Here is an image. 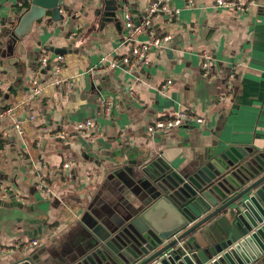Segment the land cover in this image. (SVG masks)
I'll use <instances>...</instances> for the list:
<instances>
[{
	"label": "crops",
	"instance_id": "crops-1",
	"mask_svg": "<svg viewBox=\"0 0 264 264\" xmlns=\"http://www.w3.org/2000/svg\"><path fill=\"white\" fill-rule=\"evenodd\" d=\"M68 1L78 8L83 0ZM150 2L127 0L125 12L140 22ZM11 4L0 11V114L5 113L0 120V188L12 186L25 200L0 198L1 245L39 239L27 255L63 264L97 243L93 232L103 235L99 212L129 196L139 199L127 194L125 181L136 183L145 162L162 157L179 165L229 144L264 147V0L245 13L219 7L216 0H169L168 8L179 9V18L160 12L153 29L157 36L172 39L154 47L149 62L138 70L121 65L101 73L94 70L130 54L136 44L127 39L124 14L120 24L107 22L90 34L80 22L74 31L60 28L58 22H37L14 45L1 20L13 14ZM137 39L150 36L143 33ZM50 46L67 50L63 60L53 58L52 68L42 72V91L35 93L31 78L43 51L53 54ZM205 49L215 58L218 78L213 82L202 76L200 53ZM232 73L229 91L225 78ZM58 82L70 83L69 93L60 92ZM101 94L116 99L110 116L98 107ZM181 110L196 113L204 123L156 135L147 131L149 124ZM87 118L94 123L93 141L73 129ZM17 121H22L23 134L15 127ZM45 126L55 133L40 131ZM65 129L67 136L57 133ZM66 161L70 167L55 173L44 193L40 176ZM113 170L124 174L114 175ZM221 222L212 219L197 231L201 244L223 238ZM27 255L0 253V263Z\"/></svg>",
	"mask_w": 264,
	"mask_h": 264
},
{
	"label": "water",
	"instance_id": "water-1",
	"mask_svg": "<svg viewBox=\"0 0 264 264\" xmlns=\"http://www.w3.org/2000/svg\"><path fill=\"white\" fill-rule=\"evenodd\" d=\"M126 2L83 0L76 8L68 0H0V11L12 3L13 14L1 20L15 45L37 22H58L71 31L80 22L87 34L107 22L120 24ZM50 50L52 60L67 49ZM139 175L136 183L125 181L127 194L139 199L129 196L99 212L103 235L93 232L97 243L63 264H264V147L224 145L179 165L156 157L141 165ZM218 217L223 238L201 244L197 231ZM37 258L7 264H62Z\"/></svg>",
	"mask_w": 264,
	"mask_h": 264
},
{
	"label": "built area",
	"instance_id": "built-area-1",
	"mask_svg": "<svg viewBox=\"0 0 264 264\" xmlns=\"http://www.w3.org/2000/svg\"><path fill=\"white\" fill-rule=\"evenodd\" d=\"M169 0H151L148 8L145 11V16L142 21L135 22L133 16L129 11L124 13L125 19V27L127 30V39L135 41L136 44L130 54H127L120 58H115L113 61L104 69H96L94 70L96 73H101L104 70L112 68L114 66L125 65L129 67L130 70H138V68L142 67L144 64L149 62V57L152 53L154 47H163V45L172 39V36H157L155 30L153 29V21L156 15L160 12H167L170 18H179L180 10L176 9L172 11L168 8ZM216 4L222 8H229L235 10L239 13H245L250 10L252 6L257 5V0H216ZM143 33H147L150 36V39L144 41H138L137 36ZM201 57V70L202 76L207 80V82H213L216 78H218L217 73L214 70L215 66V58L212 52L209 49H205L200 53ZM54 59L59 62L63 60V56L61 54L56 55ZM51 60V55L44 50L43 54L39 57L37 61V66L34 72V75L31 78V86L35 93H40L42 91V87L40 86V76L42 72L46 69L49 61ZM53 59L50 61L52 64ZM54 63L56 68H59V63ZM235 75L232 73L225 78V83L229 91L233 88ZM167 84L163 85L165 89ZM59 91H64L65 93H69L70 91V83L63 84V82H58ZM130 97L132 99H136L134 91L130 92ZM221 98H225L221 96ZM115 97L111 94H105L98 96V107L100 111H102L105 115L110 116L112 113V109L115 105ZM5 113L0 114V120L3 118ZM32 120L38 121L34 115L31 117ZM204 118L197 115L194 112H190L188 110H181L171 116L166 118H162L157 120L155 123L149 124L147 126V131L152 134H161L168 129L179 128L183 126H188L192 122L204 123ZM15 127L19 130L20 133L23 134L22 129V121H17ZM67 129V128H66ZM58 131L62 135H68L67 130ZM74 131L81 137L86 138L89 141L95 140V134L93 133L94 123L91 118H87L83 121H79L73 124ZM40 131L54 134L55 132L51 127L45 126L41 127ZM70 167V162L66 161L61 168L59 169H50L44 174L40 176V188L44 193H48L50 188L49 179L55 175V173L66 171ZM58 170V171H57ZM0 198L4 200L10 199H18L25 200L22 196L16 193L12 186H5L0 188ZM40 243L39 239H32L26 242H17L12 246H6L0 244V253L8 254L11 252L22 253V255H27L34 247L38 246Z\"/></svg>",
	"mask_w": 264,
	"mask_h": 264
}]
</instances>
